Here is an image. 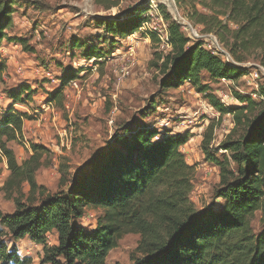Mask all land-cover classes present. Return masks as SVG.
<instances>
[{"label": "trees", "instance_id": "1", "mask_svg": "<svg viewBox=\"0 0 264 264\" xmlns=\"http://www.w3.org/2000/svg\"><path fill=\"white\" fill-rule=\"evenodd\" d=\"M150 1L137 0L128 10L93 19L110 42L123 39L147 20ZM173 1L193 26L213 35L231 58L223 59L224 53L187 37L166 6L157 4L155 11L167 21L169 46L167 52L155 53L160 86L176 89L186 83L220 116L232 117L233 127L217 147L211 144L214 127L210 123L200 142L204 161L218 170L212 198L220 200V205L199 210L190 200L194 167L187 164L180 148L191 134L160 133L141 122L115 133L112 144L99 150L73 179L66 180L61 171L60 185L69 183L65 190L46 192L36 184L35 173L49 151L30 143L27 157L18 162L7 143L21 141L23 121L28 117L13 108H0V159L8 170L1 189L14 203L12 213L0 210V264H32L30 257L18 254L14 242L6 243L7 237H27L39 245L38 264H106L109 251L126 234L139 236L132 264H264V230L255 234L251 227L257 211L264 226V89L259 99L234 91L239 106L226 108L202 83L203 73L214 81L238 80L247 73V67L240 65L250 56L264 67V0ZM14 2L0 0V48L3 41H13L33 53L25 38L8 35ZM96 3L104 9L117 5L106 0ZM149 38L160 43L153 33ZM83 45L75 47L82 48L85 59L105 57L95 45ZM3 67L1 62L0 76ZM77 72L65 70L61 87L76 78ZM33 92L23 84L8 97L13 104H21L31 101ZM48 101L56 107L63 105L60 87L49 94ZM86 209L101 211L93 230L79 223ZM53 230L56 244L50 245L47 234Z\"/></svg>", "mask_w": 264, "mask_h": 264}, {"label": "rangeland", "instance_id": "2", "mask_svg": "<svg viewBox=\"0 0 264 264\" xmlns=\"http://www.w3.org/2000/svg\"><path fill=\"white\" fill-rule=\"evenodd\" d=\"M14 1L13 25L8 35L25 38L33 53L25 51L18 43L3 41L0 48V64L2 62L4 66L0 76V108H13L28 117L23 121L21 141L7 143L18 162L27 157L30 143L42 145L49 151L48 159L35 173L37 185L49 193L65 190L69 183L60 185L61 171L66 173V180L73 179L99 150L112 144L115 133L127 125L141 122L160 133L165 130L170 134H191L189 141L180 148L187 164L194 167L190 200L199 210L220 205V200L212 198L219 180L218 170L204 161L200 142L210 123L214 127L211 144L217 147L233 127L231 115L220 116L186 83L176 89L160 86L161 75L154 63L155 53L168 51L163 41L154 44L149 32L143 34L136 30L134 36L110 42L93 19L128 10L137 0H106L117 3L110 9H104L96 3L97 0ZM158 3L166 6L187 37L202 40L204 46L213 52L223 49L213 35L202 34L200 27L193 26L173 0L172 9L162 0L149 2L146 21L153 26L162 30L163 25H167V21L155 11ZM77 43H84L83 47L95 45L105 52V57L87 60L82 56V48L75 47ZM243 63L247 74L236 81H214L202 74V83L208 85L226 108L239 106L234 91L258 99L252 95L260 94L264 89V73L257 69L258 60L250 56ZM69 69L78 71V76L61 87L60 78ZM23 84L34 91L32 100L13 104L8 93ZM59 87L63 93V105L56 107L48 101V96ZM7 175L6 162L0 159L2 213L14 210L12 199L5 197L1 189ZM23 191H28L26 184ZM100 213L98 209H86L79 223L87 230H93ZM260 217L261 212L257 211L251 221L255 234L264 230ZM138 239L137 234L124 235L109 251L106 264H132L131 257ZM5 241L9 246L14 242L18 254L30 257L32 264L39 263L42 248L27 237L18 240L7 237ZM47 241L50 245L56 244L55 234L48 233Z\"/></svg>", "mask_w": 264, "mask_h": 264}, {"label": "built area", "instance_id": "3", "mask_svg": "<svg viewBox=\"0 0 264 264\" xmlns=\"http://www.w3.org/2000/svg\"><path fill=\"white\" fill-rule=\"evenodd\" d=\"M159 20H160V22L162 24H164L163 21H162V18H160ZM166 29H167V25H163V28L161 30V28L158 29L156 26H153V24L151 22L143 21L140 24V26L138 27L137 31H138V33H143V34H147V32H149V33H153V34L157 35L159 37L160 41H163L165 43V46L169 49V46H168V44L166 42L167 41V30ZM134 35L135 34H131L128 37H131V36H134ZM195 35H197V34L195 33ZM218 51L220 53H224L223 57L226 60L229 61L231 59L230 56L223 49L222 50L218 49ZM240 66L245 67V65H240ZM257 69L260 72L264 73V67H262L261 65H257ZM255 77H257V73H255ZM74 85H76V83H74ZM252 96H256L258 99L260 98L259 94H256V93L253 94ZM0 156H2L1 149H0Z\"/></svg>", "mask_w": 264, "mask_h": 264}, {"label": "bare ground", "instance_id": "4", "mask_svg": "<svg viewBox=\"0 0 264 264\" xmlns=\"http://www.w3.org/2000/svg\"><path fill=\"white\" fill-rule=\"evenodd\" d=\"M165 4H167V6H169L170 8H173L172 5V0H162Z\"/></svg>", "mask_w": 264, "mask_h": 264}, {"label": "crops", "instance_id": "5", "mask_svg": "<svg viewBox=\"0 0 264 264\" xmlns=\"http://www.w3.org/2000/svg\"><path fill=\"white\" fill-rule=\"evenodd\" d=\"M51 233H52V234H55V236H56V232H55L54 230H53V231H51ZM56 238H57V236H56Z\"/></svg>", "mask_w": 264, "mask_h": 264}, {"label": "water", "instance_id": "6", "mask_svg": "<svg viewBox=\"0 0 264 264\" xmlns=\"http://www.w3.org/2000/svg\"><path fill=\"white\" fill-rule=\"evenodd\" d=\"M172 9V8H171Z\"/></svg>", "mask_w": 264, "mask_h": 264}]
</instances>
